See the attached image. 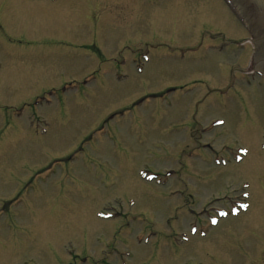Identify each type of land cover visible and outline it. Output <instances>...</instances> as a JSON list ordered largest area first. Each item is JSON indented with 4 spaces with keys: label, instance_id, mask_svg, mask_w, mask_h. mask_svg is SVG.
I'll list each match as a JSON object with an SVG mask.
<instances>
[{
    "label": "rangeland",
    "instance_id": "1",
    "mask_svg": "<svg viewBox=\"0 0 264 264\" xmlns=\"http://www.w3.org/2000/svg\"><path fill=\"white\" fill-rule=\"evenodd\" d=\"M0 26V264L252 263L264 79L224 0H0Z\"/></svg>",
    "mask_w": 264,
    "mask_h": 264
},
{
    "label": "water",
    "instance_id": "2",
    "mask_svg": "<svg viewBox=\"0 0 264 264\" xmlns=\"http://www.w3.org/2000/svg\"><path fill=\"white\" fill-rule=\"evenodd\" d=\"M232 3L253 37L257 56L264 61V0H233Z\"/></svg>",
    "mask_w": 264,
    "mask_h": 264
},
{
    "label": "flooded vegetation",
    "instance_id": "3",
    "mask_svg": "<svg viewBox=\"0 0 264 264\" xmlns=\"http://www.w3.org/2000/svg\"><path fill=\"white\" fill-rule=\"evenodd\" d=\"M7 5V4H6ZM0 28H1V26H0ZM23 191H25V190H23ZM18 192V191H17ZM13 201H14V199L13 200H11V201H9V203H13ZM232 201V198H230L229 199V202H231ZM3 210V209H2ZM206 219V218H205ZM205 219H203L201 222H200V219L195 223L196 225H197V227L198 228H200L202 225L204 226V230L206 231L207 229H206V226H208V222H207V220H205ZM194 225V223L193 222H190V223H187L186 224V228L188 229V225ZM183 226V224H181V223H179V225L176 227L177 228V230L176 229H174V228H172L171 229V231H170V234H168L167 235V237L165 238V243L167 244V245H172V246H174V244H176L175 242H172L170 239H169V236L171 235V234H173V235H176V234H179V233H183L185 230H184V228L182 227ZM183 229H182V228ZM208 227H210V226H208ZM253 227L255 228V230H254V237L255 238H257V237H259V236H261L262 238H264V220H261L260 222H258V223H255V225H253ZM180 228V229H179ZM202 229V228H201ZM252 232V231H251ZM208 233V232H207ZM206 234V233H205ZM205 236H203L202 238H204ZM235 239H234V241L232 242V243H223V245H224V248H225V250H230V249H232V248H236V247H238L239 248V246H241V241H240V237L239 236H235L234 237ZM187 245H190V243L188 242L187 243ZM192 247H193V249H197L198 250V252L199 253H206V252H208V251H210V252H212V250H210L209 248H208V241H205V244L203 245V246H201V247H195L194 245H192ZM256 250H255V252H254V255H255V257H252V263L251 264H264V259H262L261 257H260V255L261 256H264V242H262V243H259V245H257L256 247ZM187 249H189V246H187ZM186 249V250H187ZM219 252V251H218ZM179 254V257H180V253L179 252H177V250L176 251H172V255H174V254ZM213 253V252H212ZM231 254H234L233 253V251H231ZM205 255V254H204ZM215 255V254H214ZM229 255L230 254H225L224 255V253L223 252H219V254H218V257L222 260V261H225V260H229V261H231L230 259H226V257H229ZM206 256V255H205ZM182 258V257H181ZM189 259H191L190 257H188ZM151 259V258H150ZM183 260V259H182ZM182 260H181V262H182ZM249 264V263H248Z\"/></svg>",
    "mask_w": 264,
    "mask_h": 264
},
{
    "label": "snow or ice",
    "instance_id": "4",
    "mask_svg": "<svg viewBox=\"0 0 264 264\" xmlns=\"http://www.w3.org/2000/svg\"><path fill=\"white\" fill-rule=\"evenodd\" d=\"M242 207H248L247 205H242ZM217 221L215 219H213L212 223L215 224ZM193 231H195V229H193Z\"/></svg>",
    "mask_w": 264,
    "mask_h": 264
},
{
    "label": "bare ground",
    "instance_id": "5",
    "mask_svg": "<svg viewBox=\"0 0 264 264\" xmlns=\"http://www.w3.org/2000/svg\"><path fill=\"white\" fill-rule=\"evenodd\" d=\"M208 236V235H207ZM206 238V237H205Z\"/></svg>",
    "mask_w": 264,
    "mask_h": 264
}]
</instances>
